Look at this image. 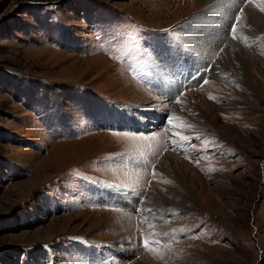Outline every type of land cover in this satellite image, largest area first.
Segmentation results:
<instances>
[{
  "label": "rangeland",
  "instance_id": "1",
  "mask_svg": "<svg viewBox=\"0 0 264 264\" xmlns=\"http://www.w3.org/2000/svg\"><path fill=\"white\" fill-rule=\"evenodd\" d=\"M244 5L0 0V264H264V12L233 40ZM230 41L248 81L232 49L238 80L150 89L148 62L210 70Z\"/></svg>",
  "mask_w": 264,
  "mask_h": 264
},
{
  "label": "bare ground",
  "instance_id": "2",
  "mask_svg": "<svg viewBox=\"0 0 264 264\" xmlns=\"http://www.w3.org/2000/svg\"><path fill=\"white\" fill-rule=\"evenodd\" d=\"M212 1L214 0H196V3H197V9L198 10H202L201 11V14H203L205 12V7H207ZM241 1H244L245 2V5L243 6V9L244 11L241 12L240 14V17H241V20L239 23L236 24V31L234 33V35H238V37H243V34H247L249 36H253V31L256 27L257 24L254 25V22L252 20L253 16L252 14H260L258 12V7L255 5V4H250L248 3V0H241ZM260 0H257V3L259 2ZM227 4V3H226ZM224 5V4H223ZM203 6V7H202ZM233 6V5H232ZM217 7V6H216ZM223 10V9H222ZM218 13L219 15L221 16V14H223V11H220L218 10ZM207 14V13H206ZM196 17V16H195ZM198 17V16H197ZM201 17V16H200ZM202 18V17H201ZM219 18V17H218ZM199 20V19H198ZM197 20V21H198ZM206 21V20H205ZM204 21V22H205ZM264 22V21H263ZM196 24V23H195ZM254 25V26H253ZM196 26V25H195ZM260 30H264V23L260 26L259 28ZM195 30V29H194ZM256 30V29H255ZM185 31V30H182V32ZM184 33V32H183ZM188 38H190L188 35H187ZM233 37V33H232V36L230 38ZM254 37V36H253ZM194 38V37H192ZM203 39V38H202ZM196 40V39H195ZM213 40V39H212ZM234 40V39H233ZM253 40V39H252ZM255 41V40H254ZM261 41V40H260ZM188 42L190 41H187L184 43H186L187 45L189 44ZM207 44V43H206ZM242 44V43H241ZM241 44H238V43H234L232 41L229 42V44L225 45L223 44L224 46L222 47V51L220 52V54H218L217 56V59L215 61V63L210 66V70H208L209 72V76H216V77H232L233 79H237L236 76L234 75V72H232L231 68L228 67V63L230 62V60H226V58H229V54H234V53H231L230 51L232 49L235 50L236 52V60L237 62L240 63V65L243 67L244 69V74L242 75V77L248 81L249 80V75L247 73V68L245 66V63L243 61H245V58H249V51L244 47H242ZM200 45V44H199ZM188 47L190 48H193V46L189 45ZM203 47V46H202ZM205 47V46H204ZM219 47V46H218ZM254 47V46H253ZM211 48V47H210ZM252 48V47H251ZM202 49V48H201ZM264 49V48H263ZM205 50V49H204ZM258 52V50H257ZM239 53V54H238ZM258 55V54H257ZM255 55V57L258 58V56ZM242 56H246L245 58H243ZM260 57V56H259ZM239 59V60H238ZM259 59V58H258ZM260 60V59H259ZM238 80V79H237ZM161 106V105H160ZM174 107V106H173ZM157 108V107H156ZM158 110V109H157ZM161 111V110H159ZM170 123L171 126H175V127H171L169 130L171 131V133H183V131L180 129V128H177V127H184V126H187V122H188V119H186V117L183 115V113H181L177 107L173 108L171 110V113H170ZM145 124V123H144ZM180 124V125H178ZM182 125V126H181ZM176 128V129H174ZM183 129V128H182ZM171 155L169 153H166L162 158L166 159V158H170ZM150 195V194H149ZM153 195V194H152ZM148 198H145L144 202H143V207H146V209H148L149 207H151V205L149 203L146 202ZM147 215V214H145ZM153 214L150 213L149 214V217H151ZM127 243V242H126ZM127 248V247H126Z\"/></svg>",
  "mask_w": 264,
  "mask_h": 264
},
{
  "label": "snow or ice",
  "instance_id": "3",
  "mask_svg": "<svg viewBox=\"0 0 264 264\" xmlns=\"http://www.w3.org/2000/svg\"><path fill=\"white\" fill-rule=\"evenodd\" d=\"M248 3L255 4L257 7H259V10L261 12H264V0H260L259 3H257V0H248ZM241 11H244V9H241ZM235 20H236L237 23H239L240 20H241V17L240 16H236ZM235 31H236V27H235V24H234L232 26V32H233V37L232 38L233 39H237V37L234 35ZM210 98H212V97H210ZM148 245H149V242L146 241L145 247H148Z\"/></svg>",
  "mask_w": 264,
  "mask_h": 264
},
{
  "label": "flooded vegetation",
  "instance_id": "4",
  "mask_svg": "<svg viewBox=\"0 0 264 264\" xmlns=\"http://www.w3.org/2000/svg\"><path fill=\"white\" fill-rule=\"evenodd\" d=\"M184 43V42H183ZM186 44V43H185ZM187 45V44H186ZM188 46V45H187Z\"/></svg>",
  "mask_w": 264,
  "mask_h": 264
}]
</instances>
